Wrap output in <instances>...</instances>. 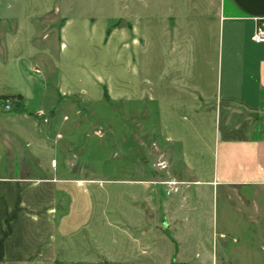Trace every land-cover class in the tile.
Listing matches in <instances>:
<instances>
[{
    "label": "rangeland",
    "instance_id": "obj_1",
    "mask_svg": "<svg viewBox=\"0 0 264 264\" xmlns=\"http://www.w3.org/2000/svg\"><path fill=\"white\" fill-rule=\"evenodd\" d=\"M25 1L39 27L35 74L46 85V107L25 110L10 99L12 110L47 127L61 176L88 182L95 202L71 258L133 264L146 250L158 253L147 264H179L180 244L193 245L189 264H264V191L208 195L184 183L179 139L190 150L196 131L205 147L213 141L216 0H199L198 10L195 0ZM187 72L200 84L194 97ZM143 183L152 184L151 209L142 203ZM181 210H193L187 224Z\"/></svg>",
    "mask_w": 264,
    "mask_h": 264
},
{
    "label": "crops",
    "instance_id": "obj_2",
    "mask_svg": "<svg viewBox=\"0 0 264 264\" xmlns=\"http://www.w3.org/2000/svg\"><path fill=\"white\" fill-rule=\"evenodd\" d=\"M198 2L192 7L195 10ZM25 3L0 0V264H58L61 260L100 264L71 258L80 253L71 247L72 240L89 226L95 213L89 183L62 177L55 137L37 117L12 110L10 99L25 110L46 107V85L35 74L39 27L33 22L35 14H27ZM216 6L212 26L218 27L221 73L213 93V141L205 147L196 131L198 142L190 150L179 139L182 162L190 176L184 183L202 186L208 195L222 188L264 191V44L251 40L256 21L264 20V0H216ZM188 73L191 85L187 89L194 97L200 94V84H194ZM5 99L11 112L3 108ZM141 186L142 203L151 209L155 204L152 184ZM198 190L195 197L204 195ZM164 205L168 207L167 201ZM182 212L187 224L193 210ZM192 247L179 244L175 252L179 264H189ZM142 253L149 255L133 264H147L145 257L150 260L158 254ZM167 258L171 256L166 252L162 260Z\"/></svg>",
    "mask_w": 264,
    "mask_h": 264
},
{
    "label": "built area",
    "instance_id": "obj_3",
    "mask_svg": "<svg viewBox=\"0 0 264 264\" xmlns=\"http://www.w3.org/2000/svg\"><path fill=\"white\" fill-rule=\"evenodd\" d=\"M251 40L255 44H264V20H257ZM5 111H10L11 107L8 101H3Z\"/></svg>",
    "mask_w": 264,
    "mask_h": 264
}]
</instances>
